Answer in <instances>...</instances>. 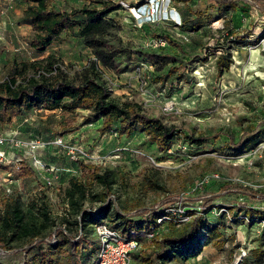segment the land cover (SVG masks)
<instances>
[{"label":"rangeland","instance_id":"rangeland-1","mask_svg":"<svg viewBox=\"0 0 264 264\" xmlns=\"http://www.w3.org/2000/svg\"><path fill=\"white\" fill-rule=\"evenodd\" d=\"M55 1L63 8L88 3V0ZM115 1L122 8L111 12L110 17L120 26L117 33L123 41L142 48L162 46L164 51L181 54L161 37L166 35L188 54L183 64L169 63L161 70L135 54L130 57L126 71L116 73L102 69V77L111 94L120 102L135 101L147 115L178 128L170 149L159 151L139 133L118 137L113 130L101 131L102 120L89 117V111L83 109L71 114L34 109L24 112L9 126L0 124V133L12 130L23 140L38 136L42 141L62 136L66 138L65 143L86 151L90 155L89 163L116 172L114 192L121 212L144 213L167 194L179 196V201L181 198H207L218 191L221 180L264 192V135L241 154L223 150L226 136H215L225 130L237 140L249 128H264V22L255 10L248 13L250 19L247 15L242 18L234 33L246 37L252 32L249 39L255 41L254 45L246 44L241 54L233 51L234 63L216 78L214 56L219 53L220 30L229 33L223 29V19L195 32H187L178 26V13L169 5V0H148L144 4H138V0ZM26 5L27 0H0V80L9 73L13 61H39L53 55L63 62L64 71L71 75L88 64L93 57L91 50L73 31L63 32L44 52L33 50L29 45L30 27L20 22ZM151 6L155 8L154 13L150 11ZM203 57H206L205 62L201 61ZM61 124L72 128L62 133ZM189 134L206 139L199 145L192 144ZM40 158L59 169V180L48 187L36 174L22 177L13 173L15 179L10 194L18 193L24 211H29L31 203L45 194L50 214L57 223L63 214L61 191L70 176L64 170L74 167V163L63 149H41ZM1 175L0 197L8 183L3 172ZM201 180L206 181L198 187ZM94 190L99 187L95 186ZM179 201L180 209L200 208V201ZM212 206L207 218L221 226L226 240L223 250L203 247L200 255L186 264H264V255L256 258L252 253L264 252V219H250L244 214L249 208L264 212V202H251L227 193ZM225 207L242 211L228 215ZM12 246L0 253V264H22L26 254L15 250L25 248L26 244Z\"/></svg>","mask_w":264,"mask_h":264},{"label":"trees","instance_id":"trees-1","mask_svg":"<svg viewBox=\"0 0 264 264\" xmlns=\"http://www.w3.org/2000/svg\"><path fill=\"white\" fill-rule=\"evenodd\" d=\"M147 2L138 0V4ZM169 5L178 13V26L187 32H195L223 19V29L229 33L224 34L220 30L219 53L214 56L216 78H220L234 63L233 51L241 54L246 44L254 45L255 41L249 39L252 32L246 37L234 35L242 18L252 10L264 16V0H169ZM121 8L122 5L115 0H88V3L68 8L61 7L55 0H27L20 22L30 27L29 45L33 50L44 52L53 41L61 38L63 32L73 31L91 50L93 57L72 75L64 71L63 62L53 55L39 61H13L9 73L0 80V124H9L14 117L34 109L60 110L70 114L83 109L89 111V117L102 120L101 131L113 130L118 137L140 133L159 151L169 150L178 128L147 115L135 101L120 102L111 94L102 77V69L116 73L126 71L130 57L135 54L151 63L156 70H161L169 63L183 64L188 54L178 42L166 35L161 37L178 48L181 54L164 51L162 46L142 48L123 41L117 33L120 26L110 17L111 12ZM201 61L205 62L206 57ZM60 128L62 133H66L72 127L61 124ZM220 134L227 139L223 150L241 154L261 140L264 128H249L237 140L228 131L221 130L215 136ZM187 136L192 144L197 145L206 139L191 134ZM48 149L58 148L47 145L44 150ZM72 162L74 167L69 168L71 171L63 169L70 176L61 191L63 214L57 223L50 214L45 194L31 203L29 211H24L18 193H1L0 253L11 249L13 244L24 243L25 248L15 250L26 254L22 264H93L98 251L94 229L105 225L123 238L134 239L138 243V248L130 254L131 264H186L197 258L203 247L223 250L226 240L220 231L221 226L207 218L214 201L231 193L251 202H264V192L238 182L221 180L218 191L207 198H181L180 201L184 202H201L199 210L183 207L188 218L185 222L179 221L177 214L169 211L176 207L180 197L168 194L144 213L121 212L114 192L116 172L82 159ZM34 174L32 167L22 163L18 176L31 177ZM60 175L58 170L57 180ZM95 186L99 190L95 191ZM224 209L228 215L242 211L236 207ZM244 214L250 219H264V212L259 210L249 208ZM165 217L169 220L157 223ZM149 234L153 236L149 238ZM252 253L256 258L264 255L260 251Z\"/></svg>","mask_w":264,"mask_h":264},{"label":"built area","instance_id":"built-area-1","mask_svg":"<svg viewBox=\"0 0 264 264\" xmlns=\"http://www.w3.org/2000/svg\"><path fill=\"white\" fill-rule=\"evenodd\" d=\"M151 13L155 12L154 6L150 8ZM62 137H55L50 141H42L38 137H31L23 140L18 136L16 131L7 130L0 133V178L1 173L8 178V183L3 187V195L11 193L10 186L14 182V174L18 175L21 170L22 163H27L35 170V173L43 181L46 186H51L58 179V168L54 165H48L40 158V150H44L47 145L63 149L70 161L82 159L89 162V154L86 151L76 148L72 143H65ZM134 153H138L135 150ZM93 159V158H92ZM66 171H71L67 168ZM14 173V174H13ZM49 173V175L47 174ZM13 174V175H12ZM206 180L198 182L197 186L202 187ZM173 214H177V218L181 222L188 220L185 217L184 209L177 206L172 208ZM169 220L165 217L157 220L158 224ZM94 236L98 242V251L93 264H131L130 254L138 248V243L134 239L123 238L117 232L110 230L105 225L96 226ZM149 234L148 237H152ZM245 257L243 254L242 258Z\"/></svg>","mask_w":264,"mask_h":264},{"label":"crops","instance_id":"crops-1","mask_svg":"<svg viewBox=\"0 0 264 264\" xmlns=\"http://www.w3.org/2000/svg\"><path fill=\"white\" fill-rule=\"evenodd\" d=\"M257 15L259 16V14L257 13ZM259 19L261 22H264V16H259ZM250 36H253V33L250 34ZM240 54V53H239ZM20 116H17V117H14L13 120L9 123V124H6V125H2V126H9L15 119L19 118ZM140 134V133H139ZM69 135H67L68 137ZM71 136V135H70ZM66 139V138H65Z\"/></svg>","mask_w":264,"mask_h":264}]
</instances>
